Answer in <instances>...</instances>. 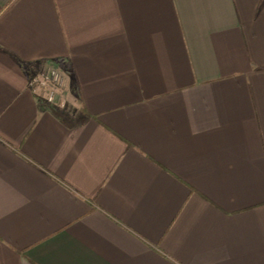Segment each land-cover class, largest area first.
Instances as JSON below:
<instances>
[{
  "label": "crops",
  "instance_id": "0c3cea01",
  "mask_svg": "<svg viewBox=\"0 0 264 264\" xmlns=\"http://www.w3.org/2000/svg\"><path fill=\"white\" fill-rule=\"evenodd\" d=\"M0 264H264V0H0Z\"/></svg>",
  "mask_w": 264,
  "mask_h": 264
},
{
  "label": "built area",
  "instance_id": "2783aa9c",
  "mask_svg": "<svg viewBox=\"0 0 264 264\" xmlns=\"http://www.w3.org/2000/svg\"><path fill=\"white\" fill-rule=\"evenodd\" d=\"M28 86L31 90L43 92V98L47 103H53L57 94L63 89L65 76L56 68H49L28 78Z\"/></svg>",
  "mask_w": 264,
  "mask_h": 264
}]
</instances>
